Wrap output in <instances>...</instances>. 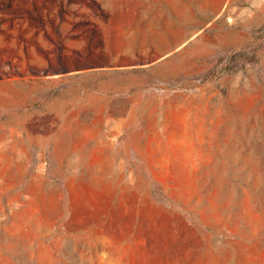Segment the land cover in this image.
<instances>
[{"label":"rangeland","instance_id":"obj_1","mask_svg":"<svg viewBox=\"0 0 264 264\" xmlns=\"http://www.w3.org/2000/svg\"><path fill=\"white\" fill-rule=\"evenodd\" d=\"M0 264H264V0H0Z\"/></svg>","mask_w":264,"mask_h":264}]
</instances>
